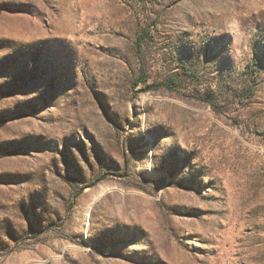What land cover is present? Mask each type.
<instances>
[{
  "label": "rangeland",
  "instance_id": "rangeland-1",
  "mask_svg": "<svg viewBox=\"0 0 264 264\" xmlns=\"http://www.w3.org/2000/svg\"><path fill=\"white\" fill-rule=\"evenodd\" d=\"M0 264H264V0H0Z\"/></svg>",
  "mask_w": 264,
  "mask_h": 264
}]
</instances>
